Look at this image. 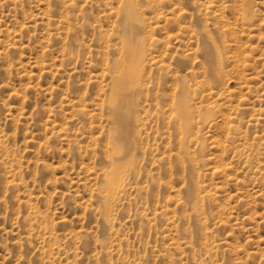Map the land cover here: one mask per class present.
<instances>
[{
  "label": "rangeland",
  "instance_id": "374dc122",
  "mask_svg": "<svg viewBox=\"0 0 264 264\" xmlns=\"http://www.w3.org/2000/svg\"><path fill=\"white\" fill-rule=\"evenodd\" d=\"M0 264H264V0H0Z\"/></svg>",
  "mask_w": 264,
  "mask_h": 264
},
{
  "label": "bare ground",
  "instance_id": "6f19581e",
  "mask_svg": "<svg viewBox=\"0 0 264 264\" xmlns=\"http://www.w3.org/2000/svg\"><path fill=\"white\" fill-rule=\"evenodd\" d=\"M132 45H133V44H132ZM131 47H132V46H131ZM130 49H132V48H130ZM133 51H134V50H133ZM131 57H132V56H131ZM133 60H134V59H133ZM128 62L130 63V61H128ZM131 62H132V61H131ZM126 67H127V66H126ZM128 67H129V66H128ZM128 67H127V68H128ZM130 70H131V69H130ZM130 72H131V71H130ZM125 78H126V77H125ZM125 78H124V80H125ZM129 78H130V77H129ZM129 78H127V79L130 80ZM119 81H120V80H119ZM119 81H118V82H119ZM125 81L127 82V80H125ZM116 84H117V82H116ZM119 84H121V81H120ZM123 84H124V83H123ZM123 84H122V85H123ZM117 85H118V84H117ZM118 87H119V86H118ZM120 87H121V86H120ZM127 87H129V86H127ZM123 88H124V86H123ZM123 88H122V89H123ZM130 88H131V87H130ZM117 89H119V88H117ZM126 90H127V89H126ZM119 91H120V90H119ZM122 92H123V91H122ZM124 92H125V91H124ZM119 93H120V92H119ZM125 93H126V92H125ZM120 94H121V93H120ZM122 94H123V93H122ZM118 95H119V94H118ZM123 95H124V94H123ZM120 96H121V95H120ZM120 96H118V97L120 98ZM119 98H118V99L116 98V100H119ZM123 98H124V97H123ZM116 100H115V101H116ZM121 100H122V99H121ZM124 100H125V99H124ZM124 100H123V101H124ZM119 103H121V101H120ZM123 103H124V102H123ZM114 104H115V103H114ZM117 106H118V103H117L116 107H117ZM120 106H121V105H120ZM113 107H115V106H113ZM116 107H115V108H116ZM121 107H122V106H121ZM125 107H126V105H125ZM115 108H114V109H115ZM122 108H124V107H122ZM125 109H126V108H125ZM115 110H117V109H115ZM120 111H121V109H120ZM122 111H123V110H122ZM122 111H121V112H122ZM114 113H115V112H114ZM116 113H117V112H116ZM119 113H120V112H118L117 114H119ZM120 114H121V113H120ZM120 114H119V116H120Z\"/></svg>",
  "mask_w": 264,
  "mask_h": 264
}]
</instances>
